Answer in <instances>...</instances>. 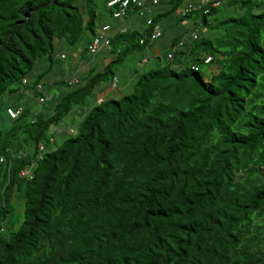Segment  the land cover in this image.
Returning a JSON list of instances; mask_svg holds the SVG:
<instances>
[{"label":"trees","instance_id":"obj_1","mask_svg":"<svg viewBox=\"0 0 264 264\" xmlns=\"http://www.w3.org/2000/svg\"><path fill=\"white\" fill-rule=\"evenodd\" d=\"M105 1L113 21L95 0H0V264H264V0H208L184 14L185 0H146L151 23L142 14L140 28L122 21L138 7L118 19ZM222 3L241 12L218 18ZM192 13L219 33L167 31L168 17ZM119 22L106 62L46 81L55 44L79 42L91 58L95 28ZM132 50L153 67L129 93L96 100ZM38 58L48 63L35 71ZM36 82L41 106L17 102L42 93ZM9 106H20L15 117Z\"/></svg>","mask_w":264,"mask_h":264},{"label":"rangeland","instance_id":"obj_2","mask_svg":"<svg viewBox=\"0 0 264 264\" xmlns=\"http://www.w3.org/2000/svg\"><path fill=\"white\" fill-rule=\"evenodd\" d=\"M95 2H96V9L100 13L103 14L105 20L108 19V20L113 21L114 19L113 18L111 19L108 16L107 10L104 9L102 0H95ZM162 5L164 6V3L160 1L159 7L160 6L162 7ZM240 12H241V8H239L237 5L233 4V5L227 6L226 4L222 3L218 7V11H216L213 15H215L218 18H221V17H226L229 15H236V14H239ZM168 21H169L168 23L169 27L167 28V31L169 33L171 32L172 35H175V34L182 35L183 38H188L192 31H195L198 36H210V35L212 36L217 31L219 33V30H216L214 28L210 29L206 25L202 24L200 22L198 15L194 13H192L190 16L184 19L178 20L177 22L173 20V17H168ZM138 25L142 26V23L139 22ZM140 26L136 28H140ZM80 50H81V44L79 42L75 44H67V43L55 44L54 60L49 65L46 81L51 79L50 75L53 76L57 72H63L64 75L72 76L75 72L74 69L76 68V65L80 61L82 60L85 61L86 59L89 58L87 54H81ZM60 52L64 54L63 57L59 56ZM141 53L142 51L140 50H132L130 53L126 55V57L122 60V62H120L117 65L116 75L118 76L120 87L117 90H115L116 92L114 90L110 92L108 97L110 96L118 97L123 94L129 93L132 90V82L137 77V74L140 73L141 71H144V70H147L153 67L154 60H152V58H149L147 62L142 63V64L139 62L138 58L140 57ZM47 63L48 61L46 59L38 58L34 63L35 71H38L41 68H44ZM11 96L13 95L4 93L1 97L2 103L11 105L13 102L12 99L15 98ZM91 100L92 99L88 97L84 103L87 104ZM16 101L19 103H22L25 101L29 103L32 108L41 106V103L37 101L35 97L33 99H30V98L26 99V97L20 95L17 97ZM72 112H73V109H71V111H69L66 115L62 117L63 123L70 124V125L74 123L76 116ZM65 135L67 134L64 133L61 136H59V138H62Z\"/></svg>","mask_w":264,"mask_h":264},{"label":"built area","instance_id":"obj_3","mask_svg":"<svg viewBox=\"0 0 264 264\" xmlns=\"http://www.w3.org/2000/svg\"><path fill=\"white\" fill-rule=\"evenodd\" d=\"M151 3H155L156 0H150ZM150 2H147L146 0H106L105 1V5L106 7L112 9V16L116 17L118 19H120L126 12V8L127 7H131V6H135L139 8V11L141 14L146 15L145 18V24L148 25L151 23V17H150ZM218 3V0H212V2L210 3L211 5H216ZM201 4H197L194 2H190V1H186L184 3H182V5L180 7H178L176 9V12H178L179 14H184L185 12L190 11L191 9L194 8H198L201 7ZM208 7H204L203 11H207ZM125 29V26L123 25V23L119 22L118 24H116L115 26L111 27L108 23H101L100 25H98L95 30L94 33L92 34L91 38L89 39V42L87 44V50L89 53L94 54L96 53L100 48L105 47L108 45L109 43V37L111 35V32H113L112 30H118V31H123ZM160 31H159V27L158 24H154L150 34H149V39L153 40L156 39L159 35ZM190 38H195L197 36V33L195 31H192L190 33ZM142 41V38L139 39V42ZM181 41H179L180 43ZM176 45H173V48ZM167 57L171 56V52H167L166 53ZM60 56H63V53H60ZM209 58V56H205L204 57V61H206ZM147 56H143L141 58L142 62H145L147 60ZM76 78L72 77L70 79V81H75ZM22 82H25V78H22ZM110 86L113 87L115 86V77L112 78L111 82H110ZM34 87L37 90H41L42 89V83L41 82H36ZM46 94L45 93H41L37 95V99L39 101H42L46 98ZM20 110V106L14 108V107H6V111L8 112V114L11 117H15L18 113V111ZM67 131L68 132H73L74 131V127L72 126H67ZM65 128V129H66ZM41 146L39 145V148ZM20 175H28L30 176V165L20 169L19 171Z\"/></svg>","mask_w":264,"mask_h":264},{"label":"crops","instance_id":"obj_4","mask_svg":"<svg viewBox=\"0 0 264 264\" xmlns=\"http://www.w3.org/2000/svg\"><path fill=\"white\" fill-rule=\"evenodd\" d=\"M186 1L201 4V3H204L208 0H185V2ZM152 8L158 9V8H161V6L159 7L158 5H156V6L152 5ZM143 19H144V17L141 13L133 11V12H130L129 15L124 17L122 19V21H123L125 26L139 27L140 26V25H138L139 22H141L142 25L144 24ZM167 43H168L167 38H164L162 40V42H155L154 44L152 43V45L148 51L151 55H156L158 53L157 49H159L162 46V44H167ZM142 54H143V51H142V53L138 59H140L143 56ZM151 55H149L148 57H150ZM109 57L110 56L107 55L106 48H102L99 51H97L95 54H93L91 58L86 59L85 61L84 60L80 61L78 63L79 64L78 67H76L77 69H75V72L80 74L81 71H85L88 68V66L93 64V63L95 64L96 67H99L102 63L106 62L109 59ZM151 58L154 60V56L153 57L151 56ZM72 76L77 77V74L76 75L73 74ZM116 77H117V81H116L117 84H116V87H114V88H111L108 85V83L107 84L102 83L101 85H99V87L95 93V99L96 100L101 99L103 97H108L110 92H112L113 90L115 91L120 87L118 76L116 75ZM12 97H14V95Z\"/></svg>","mask_w":264,"mask_h":264},{"label":"clouds","instance_id":"obj_5","mask_svg":"<svg viewBox=\"0 0 264 264\" xmlns=\"http://www.w3.org/2000/svg\"><path fill=\"white\" fill-rule=\"evenodd\" d=\"M142 57H143V56H142ZM142 57H141V58H142ZM141 58L139 59V62H140L141 64L147 62V60L149 59L148 56H147L148 59H147L145 62H142V61H141ZM75 78H76V77H75ZM112 78H113V77H112ZM76 79H77V78H76ZM111 80H112V79H111ZM111 80L108 82V85H109V86H110V82H111ZM116 81H117V77L115 76V86H113V87L110 86L111 88L116 87V84H117ZM41 92H42V89H41ZM42 93H45V92H42ZM27 94H28V93H23V95H27ZM36 99H37V97H36ZM37 100H38V99H37ZM38 101H39V100H38ZM9 107H10V106H9ZM70 126H71V125H70ZM57 132H59V130H58ZM60 132H62V131H60ZM28 166H29V165H28ZM26 167H27V166H26ZM24 168H25V167H24ZM19 171H20V170H19Z\"/></svg>","mask_w":264,"mask_h":264},{"label":"water","instance_id":"obj_6","mask_svg":"<svg viewBox=\"0 0 264 264\" xmlns=\"http://www.w3.org/2000/svg\"><path fill=\"white\" fill-rule=\"evenodd\" d=\"M27 14H28V13L26 12V13H25V16H27Z\"/></svg>","mask_w":264,"mask_h":264}]
</instances>
